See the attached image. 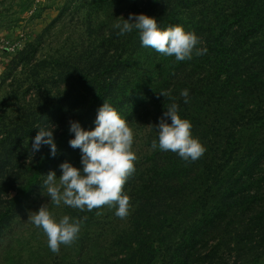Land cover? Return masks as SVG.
<instances>
[{"label": "trees", "instance_id": "obj_1", "mask_svg": "<svg viewBox=\"0 0 264 264\" xmlns=\"http://www.w3.org/2000/svg\"><path fill=\"white\" fill-rule=\"evenodd\" d=\"M110 2L103 15L112 16L122 5L124 19L145 14L162 28L180 24L207 51L178 62L141 47L136 30L117 35L114 23L88 22L95 41L85 49L34 59L28 80L13 76V93L33 92L18 101V114L0 115V264H151L157 257L163 264H190L198 260L196 244L209 236L218 239L217 250L227 245L216 227L231 212H238L233 232L242 253L263 247L264 0ZM30 59L23 53L19 61ZM185 88L187 104L179 95ZM162 90L168 95H159ZM103 102L126 118L134 138L135 171L122 188L131 209L123 219L107 205L91 211L56 205L43 185L49 171L59 178L65 161L81 167L79 149L68 144L69 121L91 130ZM171 103L203 147L198 161L185 163L175 153L150 148L157 138L152 126ZM8 108L0 106L2 112ZM51 125L57 155L50 157L47 146L33 155L38 128ZM47 203L57 221L86 217L77 238L55 253L28 219ZM193 211L214 213L197 217Z\"/></svg>", "mask_w": 264, "mask_h": 264}, {"label": "clouds", "instance_id": "obj_2", "mask_svg": "<svg viewBox=\"0 0 264 264\" xmlns=\"http://www.w3.org/2000/svg\"><path fill=\"white\" fill-rule=\"evenodd\" d=\"M112 27L117 30V35L136 30L141 47L172 56L178 62L191 60L194 55L201 56L207 51L198 47L201 41L194 31H186L180 24L162 28L155 17L145 14L130 13L127 19L117 20ZM159 95L165 97L168 92L162 90ZM179 95L183 103H189L187 88L182 89ZM93 124L91 130H85L78 121H69L68 131L73 138L68 144L79 149L81 167L65 161L59 165V178L54 171H49L43 181L46 196L56 205L63 203L81 211L105 205L115 207L114 215L123 219L129 215L131 204L130 197L122 194V188L127 177L135 171L134 161L137 159L132 150L133 133L126 118L107 102L97 109ZM54 128V125L38 128L31 144L33 155L42 146L48 147L50 157L57 155ZM152 128L157 133V138L150 144L152 150L170 151L185 163L198 161L203 156L201 143L192 135L191 123L180 117L176 103H171L163 111ZM47 205H41L28 219L43 230L49 250L55 253L61 245H70L77 238L86 217L77 219L64 215L57 221Z\"/></svg>", "mask_w": 264, "mask_h": 264}, {"label": "rangeland", "instance_id": "obj_3", "mask_svg": "<svg viewBox=\"0 0 264 264\" xmlns=\"http://www.w3.org/2000/svg\"><path fill=\"white\" fill-rule=\"evenodd\" d=\"M110 1L0 0V106L10 105L4 112L0 110V115L18 114V101L22 98L27 100L32 96L33 91L29 90L20 97L13 93L11 84L13 76L19 80L30 79L29 71L34 59L39 61L44 55L50 54H75L77 50H83L89 43L95 41L94 34L89 35L87 30L88 22L92 23V26L98 21L108 24L124 17L125 9L121 8L122 5L116 7V12L112 16L109 17L106 13L103 15ZM90 47H93V44ZM23 53L31 56L28 64L19 61ZM201 213L211 216L214 211L192 212L197 217ZM237 214L238 212L229 213L216 227V232L220 233V237L218 236L220 242L225 241L227 245L217 250L215 244L218 243V239L211 240L209 236L207 240L196 244L198 260L194 261L193 257L190 264H222L221 258L226 260V264H264V243L263 247L258 244V249L253 248L250 254L242 253L240 248L243 243L239 242V238L233 232V229L238 227ZM20 231L22 227L18 230L19 233ZM13 237H16L15 234ZM194 237L199 239L198 235ZM255 241L257 238L253 239L251 245L256 246ZM9 249L19 247L11 245ZM255 253H259V257H254ZM12 254L15 255V252ZM162 261V258L157 257L151 264H163Z\"/></svg>", "mask_w": 264, "mask_h": 264}]
</instances>
